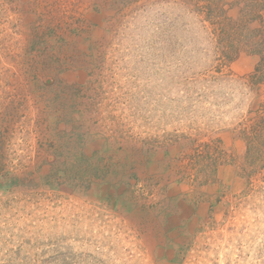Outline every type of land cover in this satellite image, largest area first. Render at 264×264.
<instances>
[{"label": "rangeland", "instance_id": "rangeland-1", "mask_svg": "<svg viewBox=\"0 0 264 264\" xmlns=\"http://www.w3.org/2000/svg\"><path fill=\"white\" fill-rule=\"evenodd\" d=\"M0 174V264H264V0H0Z\"/></svg>", "mask_w": 264, "mask_h": 264}, {"label": "trees", "instance_id": "trees-1", "mask_svg": "<svg viewBox=\"0 0 264 264\" xmlns=\"http://www.w3.org/2000/svg\"><path fill=\"white\" fill-rule=\"evenodd\" d=\"M9 176L2 177L0 174V191L8 192L13 185H19L21 183V180H19L17 177L11 174Z\"/></svg>", "mask_w": 264, "mask_h": 264}]
</instances>
